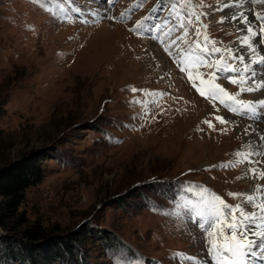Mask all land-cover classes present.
<instances>
[{"label": "rangeland", "instance_id": "rangeland-1", "mask_svg": "<svg viewBox=\"0 0 264 264\" xmlns=\"http://www.w3.org/2000/svg\"><path fill=\"white\" fill-rule=\"evenodd\" d=\"M189 12L199 16L198 25L187 22ZM253 13L264 15V4L0 0V174L26 156L40 160L44 173L11 211L8 228L0 224V235L36 225L56 240L37 247L47 256L64 253L63 242L79 247L50 264H216L210 242L223 241L214 217L199 212L210 202L219 205L217 196L253 209L237 149L259 146L264 153V116L236 104L253 101L259 110V92L240 91L255 87V78L232 85L227 78L239 80L243 72L219 71L220 79L210 83L206 67H187L181 59L188 52L243 69L228 50L240 54L244 37L264 55V21L253 20ZM242 14L257 35L239 31L233 16ZM212 36L221 52L206 55ZM156 46L161 58L148 60ZM250 72L260 81L264 63H253ZM202 77L203 88L196 85ZM216 83L228 100L220 93L217 101L209 97ZM250 122L263 124L259 143L244 138ZM0 264L21 263L7 258Z\"/></svg>", "mask_w": 264, "mask_h": 264}, {"label": "snow or ice", "instance_id": "snow-or-ice-1", "mask_svg": "<svg viewBox=\"0 0 264 264\" xmlns=\"http://www.w3.org/2000/svg\"><path fill=\"white\" fill-rule=\"evenodd\" d=\"M252 2L256 4H264V0H252ZM104 3H114V0H104ZM108 10L109 9L105 10L104 18H107ZM129 11H131V9ZM97 15H99V13H97ZM120 15L122 17L123 13ZM252 17L255 21H264V15L253 13ZM144 19H148V17H145ZM175 19L180 20V24L178 26L183 29L185 23L184 20L179 16L175 17ZM193 19H196V21L199 22V16L193 17L191 14L187 15L188 23H191ZM233 20H238L240 24L247 25L246 31L252 36L258 34L253 30L248 14H242L240 17L233 16ZM85 22L87 23V21ZM139 27V22H137L133 30H139ZM147 31L151 32V28L147 29ZM260 32L264 33V24L261 25ZM242 46L249 47L250 51H256V49L251 48L247 37H244ZM204 51L206 55L209 54L207 49H204ZM220 52L221 49L219 47L211 50V53ZM228 54L233 61L244 65L243 74H240L241 70L238 69L235 64L226 63L224 59L221 58L220 60L210 63L200 60L199 63L208 69V71L203 75L208 77L210 80L218 81L220 79L218 75L219 71L237 73L240 74L239 80L234 77H228L227 82L232 85H238L239 83H244L247 77V82L251 83L254 73H252V76L247 75L251 70V64L245 63L246 57L243 54L233 53L231 50H228ZM252 63H264V55H261L258 61H253ZM189 79H192L191 74L189 75ZM201 82H203V77L201 78ZM262 87H264V82L256 84L255 87L250 86L247 88H241L240 91L253 92ZM133 91H136V89H133ZM196 91L199 92L201 96L205 95L204 91L199 88H197ZM218 93H224V88L219 83H216L210 90L209 97L215 99ZM225 95L228 94L225 93ZM220 103L223 104L230 112L237 111L235 108H229L223 100H221ZM259 103L264 105V99H261ZM236 104L239 108L246 110H251L254 107V104L251 101L245 102L238 100L236 101ZM216 120L220 123H225V119L222 117L217 116ZM205 123H207L209 127H212L210 121H205ZM244 134L246 136L249 134L254 135V133H250L249 128L245 129ZM256 139L257 141H260L262 137H257ZM249 158V156H245L244 162H249ZM261 187H264V185H261ZM253 199L254 198L252 196L246 197V201L249 203H251ZM216 200L219 201V205L215 202H210L205 209L199 212V215L201 216L208 213L214 217L215 222L212 227L215 229L217 237L223 241L222 244L210 242L211 246L208 251L213 254V260H215L216 264H255V258L257 257L260 261L264 262V216L259 218L262 221L261 223H255L257 220L255 212L245 211L239 204L235 206L229 205L218 196L216 197ZM252 207L259 208L260 212L264 213V206L252 204ZM221 217H223V219H221ZM253 224L254 227L252 226ZM209 235H212V233H209Z\"/></svg>", "mask_w": 264, "mask_h": 264}, {"label": "trees", "instance_id": "trees-1", "mask_svg": "<svg viewBox=\"0 0 264 264\" xmlns=\"http://www.w3.org/2000/svg\"><path fill=\"white\" fill-rule=\"evenodd\" d=\"M2 107L0 103V117ZM40 160L36 158L24 157L10 167L4 169L0 174V224L5 228L6 221L11 218V211H16L19 207L24 192L27 188L41 182L44 177L40 168ZM36 225L31 226L22 234L13 236L8 234L0 235V261L7 258L18 260L21 264H50L49 262L70 258L73 249H79L76 244L67 245L63 242L62 251L51 255L37 248L39 245L55 243L50 235L40 232ZM39 243V244H38ZM65 256V257H64Z\"/></svg>", "mask_w": 264, "mask_h": 264}, {"label": "bare ground", "instance_id": "bare-ground-1", "mask_svg": "<svg viewBox=\"0 0 264 264\" xmlns=\"http://www.w3.org/2000/svg\"><path fill=\"white\" fill-rule=\"evenodd\" d=\"M246 28H247V26L239 24V31L241 33L246 31ZM171 45H172V48H173L174 47L173 44H171ZM257 47H259L258 43H256L255 45L252 44V46H251V48H254V49H256ZM260 51L261 50H259V48H257L256 51H250L249 47H247L246 49L241 50L239 53L243 54L246 57L245 63H248V64L252 65L253 61L260 59V57L262 55L260 53ZM159 52H160V50L156 46L155 49H152L150 52H148L149 53L148 60L154 59L155 61H157L158 57L161 58ZM185 56H186L185 58L181 59V63L184 62V61L187 62L188 58H191L188 53H186ZM258 79H259V77H258ZM262 88H263V90L259 91V94H257L258 95L256 97L257 101H260L261 99H264V87H262ZM254 102H255V100H254ZM257 106H259V105H257ZM251 110H253L254 113L259 116V118H261L263 116L261 114V112H260V109L257 110V108L253 107ZM237 122L239 124L238 128L242 127L243 124H244L242 119H239ZM262 125L263 124H261V123L250 122L248 128L250 129V133H254V135L249 134V135L245 136L243 134L244 138L247 139L250 136L251 137H256V138L257 137H261V135H262L261 134ZM256 138L252 142H250L249 144L259 143L262 140L261 139L260 141H257ZM242 147H244V146H241V147H239L237 149V153H241V156H242L243 159L245 158V156H249L250 157L249 158V162H247V163L244 162V163H245L246 168L248 169V173L247 174H248V179L250 180V186H251L250 187V191L254 193V194L252 193L254 199L252 200L251 205L255 204V205H259V206H264V187H261V185H264V153L261 150V147H259V146L256 149H252V148L249 149L248 147H245V148H242ZM252 194L250 196H252ZM250 211L255 212L256 215H257V220L255 221V223H261L262 221L259 218L261 216H264V213L260 212L259 208H253ZM252 226L254 227V224ZM202 264H209V263L206 261V262H203ZM261 264H264V263L262 262Z\"/></svg>", "mask_w": 264, "mask_h": 264}]
</instances>
